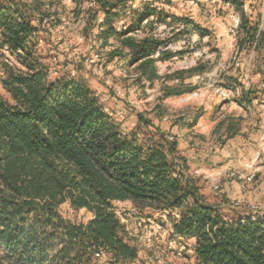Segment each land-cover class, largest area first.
<instances>
[{"label":"trees","instance_id":"trees-1","mask_svg":"<svg viewBox=\"0 0 264 264\" xmlns=\"http://www.w3.org/2000/svg\"><path fill=\"white\" fill-rule=\"evenodd\" d=\"M156 1L74 0L96 55L108 51L107 64L119 59L151 83L160 79L158 63L177 54L169 46L186 33L165 40L156 33L159 25L171 19L209 35L191 18H170ZM210 1L239 14L247 39L258 47L264 42V30L248 27L245 7L252 0ZM42 3L0 0V264H96V256L108 264L134 262L138 252L126 242L115 210L125 202L168 215L173 234L194 240L196 264H264V214L209 201L179 150L174 126L167 131L138 114L127 132L81 76L82 66L73 65L76 76L53 77L57 72L39 46L43 34L52 38L58 20L37 15ZM182 74L176 75L183 83ZM236 132L230 124L227 139ZM65 204L89 217L69 216Z\"/></svg>","mask_w":264,"mask_h":264},{"label":"rangeland","instance_id":"rangeland-1","mask_svg":"<svg viewBox=\"0 0 264 264\" xmlns=\"http://www.w3.org/2000/svg\"><path fill=\"white\" fill-rule=\"evenodd\" d=\"M20 1L45 2L37 15H51L58 20L52 38L43 34L39 46L42 58L54 73L57 72L53 77L66 72L76 76L71 70L73 65L79 64L84 68L81 76L87 80L106 112L122 124L125 131L130 132L136 127L138 114L164 130L174 126L172 130L179 150L187 159L191 173L200 179L202 193L209 201L240 213L264 214V175L245 184L230 178L234 168L224 173L223 164L214 166L211 161L226 145L230 124L239 132L244 130L246 135L257 130L259 122L263 121L264 126V42L258 47L247 39L246 31L240 28L241 19L238 29L233 31L235 18H240L238 13L218 1L153 2L155 8L170 18H191L209 35L201 37L194 29L173 24L171 19L159 25L156 33L165 40L172 38L173 33H186L169 46V50L177 54L171 61L158 63L160 79L151 83L140 80L138 73L119 59L107 64L108 51L101 52V59L96 55L98 48L93 49V44L82 35L87 18L84 13L79 14L74 0H55L54 5L50 3L52 0ZM143 1L152 3V0ZM82 6L85 12L87 3ZM245 12L250 31L253 28L264 30V0L248 2ZM179 72H183L180 76L183 83L176 75ZM2 78L0 65V93L4 94ZM230 83H234L236 89L227 88ZM175 90L183 91V94L176 96ZM224 90L230 92L229 98L221 95ZM226 198L229 203L224 201ZM115 210L126 227V242L138 252L137 260L129 264L197 263L194 240L173 234L168 215L155 213L133 202L115 203ZM62 211L71 217L77 215L79 219L89 217L84 211L74 212L68 204L62 206ZM223 212L233 216L231 210ZM157 226L162 230L159 231ZM107 262L108 258L95 257L96 264Z\"/></svg>","mask_w":264,"mask_h":264},{"label":"crops","instance_id":"crops-1","mask_svg":"<svg viewBox=\"0 0 264 264\" xmlns=\"http://www.w3.org/2000/svg\"><path fill=\"white\" fill-rule=\"evenodd\" d=\"M236 130V135L231 139H227V129L226 145L220 151L218 150L217 153L219 154H216L217 157L211 159L214 162V166L223 164L221 168L224 170V173L228 170H233V168L235 171L243 170L244 164L253 158L255 152L260 147L264 135L263 121L258 123L257 130H253L251 134L246 135L244 134V130L241 132L238 129ZM198 172L195 171V173Z\"/></svg>","mask_w":264,"mask_h":264},{"label":"built area","instance_id":"built-area-1","mask_svg":"<svg viewBox=\"0 0 264 264\" xmlns=\"http://www.w3.org/2000/svg\"><path fill=\"white\" fill-rule=\"evenodd\" d=\"M234 21L233 31H236L240 24V18L237 17ZM229 94L230 92L224 90V93H222L221 95H223L224 98H229ZM262 175H264V135L262 137L260 147L255 152L253 158L244 164L243 170L231 172L230 178L245 184H251ZM157 229L159 231L162 230L161 226H157Z\"/></svg>","mask_w":264,"mask_h":264}]
</instances>
